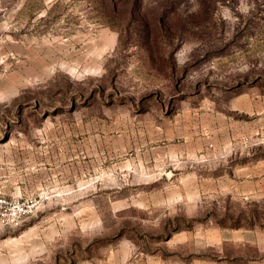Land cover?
I'll use <instances>...</instances> for the list:
<instances>
[{
	"label": "rangeland",
	"instance_id": "obj_1",
	"mask_svg": "<svg viewBox=\"0 0 264 264\" xmlns=\"http://www.w3.org/2000/svg\"><path fill=\"white\" fill-rule=\"evenodd\" d=\"M114 1L0 0V192L35 204L0 264L264 229V0Z\"/></svg>",
	"mask_w": 264,
	"mask_h": 264
},
{
	"label": "crops",
	"instance_id": "obj_2",
	"mask_svg": "<svg viewBox=\"0 0 264 264\" xmlns=\"http://www.w3.org/2000/svg\"><path fill=\"white\" fill-rule=\"evenodd\" d=\"M217 254L181 263L161 258L141 256V261L122 251H112L89 264H264V229L253 227L219 231Z\"/></svg>",
	"mask_w": 264,
	"mask_h": 264
},
{
	"label": "built area",
	"instance_id": "obj_3",
	"mask_svg": "<svg viewBox=\"0 0 264 264\" xmlns=\"http://www.w3.org/2000/svg\"><path fill=\"white\" fill-rule=\"evenodd\" d=\"M35 204L21 196L0 192V230L10 228L18 224L29 215Z\"/></svg>",
	"mask_w": 264,
	"mask_h": 264
},
{
	"label": "trees",
	"instance_id": "obj_4",
	"mask_svg": "<svg viewBox=\"0 0 264 264\" xmlns=\"http://www.w3.org/2000/svg\"><path fill=\"white\" fill-rule=\"evenodd\" d=\"M82 1H84L85 3H87V2L90 3V2H93V1L97 2L101 6L110 9V11H112V12L114 11L115 4H116V2L114 0H82Z\"/></svg>",
	"mask_w": 264,
	"mask_h": 264
}]
</instances>
